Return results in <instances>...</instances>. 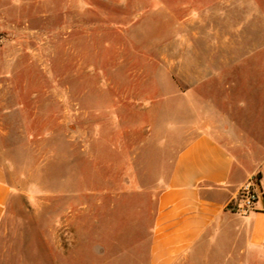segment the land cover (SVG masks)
Returning <instances> with one entry per match:
<instances>
[{
    "label": "rangeland",
    "instance_id": "rangeland-1",
    "mask_svg": "<svg viewBox=\"0 0 264 264\" xmlns=\"http://www.w3.org/2000/svg\"><path fill=\"white\" fill-rule=\"evenodd\" d=\"M212 30L264 59V0H0V264H146L189 119L166 45Z\"/></svg>",
    "mask_w": 264,
    "mask_h": 264
},
{
    "label": "crops",
    "instance_id": "crops-1",
    "mask_svg": "<svg viewBox=\"0 0 264 264\" xmlns=\"http://www.w3.org/2000/svg\"><path fill=\"white\" fill-rule=\"evenodd\" d=\"M212 31L217 37L202 42L175 31L166 45L171 65L185 67L189 119L150 208L146 264L264 262V59L257 41ZM254 176L261 192L253 209L234 211L239 187ZM13 196L0 158V223Z\"/></svg>",
    "mask_w": 264,
    "mask_h": 264
},
{
    "label": "built area",
    "instance_id": "built-area-1",
    "mask_svg": "<svg viewBox=\"0 0 264 264\" xmlns=\"http://www.w3.org/2000/svg\"><path fill=\"white\" fill-rule=\"evenodd\" d=\"M260 192L258 180L255 177L249 178L239 187L236 201L231 205L232 209L241 214H246L253 209Z\"/></svg>",
    "mask_w": 264,
    "mask_h": 264
}]
</instances>
